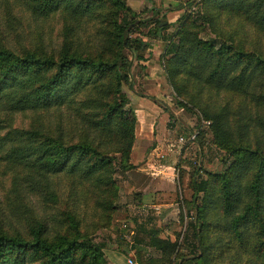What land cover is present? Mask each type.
I'll use <instances>...</instances> for the list:
<instances>
[{"label":"trees","instance_id":"trees-1","mask_svg":"<svg viewBox=\"0 0 264 264\" xmlns=\"http://www.w3.org/2000/svg\"><path fill=\"white\" fill-rule=\"evenodd\" d=\"M203 2L209 11L196 21L187 17L180 26L170 70L174 76L186 74L199 80L205 77L216 88L248 93L252 84L264 80V61L225 43L220 42L218 48L214 42L200 39L198 24L202 18L205 25L212 26L228 11L245 15L249 23L264 30V0ZM24 3L37 18L47 19L59 13L68 21L75 20L70 25H80L83 20L99 24L104 49L97 55H81L66 42L54 56L40 47L18 53L0 44V159L14 171L13 185L18 193L23 188L22 192L40 193L46 201H56L59 191L52 180L69 177L75 180L69 197L82 187L95 193L106 205L104 208L113 211L117 191L112 177L114 162L127 168L136 141V115H128L125 100L121 96V101L117 99L132 66L124 51L134 50L133 43L139 39L132 35L145 24L132 18L137 14L124 0ZM167 29V23H158L155 37ZM150 34L154 37L153 31ZM143 47L144 43L138 48ZM258 103L264 106V93L259 94ZM64 107L73 118L75 115L86 121L78 138H68L63 126L56 132L38 123L29 128L14 127L17 114L60 112ZM230 114L228 108L225 113L207 115L216 144L235 161L226 174L194 185L196 198L201 193L205 197L191 224L192 240L187 242L195 257L188 264H223L220 253L236 243L241 250L226 264H264V148L247 142L252 134L251 116L242 117L237 130L243 135L236 140ZM256 168L254 181L245 187L241 183L244 172ZM66 220L74 227L55 237L42 219L35 220L29 238L5 231L0 223V264H97L102 259L98 245L80 232L76 215H68ZM229 233L234 236L222 247L221 239ZM151 244L171 255L179 250L177 243L161 239L157 232L152 233ZM198 251L201 255L197 256ZM239 255L245 260L235 259Z\"/></svg>","mask_w":264,"mask_h":264},{"label":"rangeland","instance_id":"rangeland-1","mask_svg":"<svg viewBox=\"0 0 264 264\" xmlns=\"http://www.w3.org/2000/svg\"><path fill=\"white\" fill-rule=\"evenodd\" d=\"M124 1L137 14L132 18L145 25H140L132 35L133 39H139L133 43L134 50L124 51L132 66L117 99L121 101V96L125 100V111L136 115L137 126L130 164L123 168L114 162L112 177L117 185L114 210L104 208L106 205L95 193L82 187L69 197L75 188V180L69 177L52 180L59 191L56 201L48 202L40 193L22 192L23 188L18 193L13 185L14 171L0 159V223L5 231L29 238L35 220L42 219L55 237L74 227V223L66 220L74 214L80 232L100 248L102 259L97 264H188L195 257L187 242L192 240L191 224L205 197L201 193L196 198L194 185L226 174L235 161L216 144L213 124L207 115L225 113L230 108L236 140L243 135L237 130L242 117L251 116L252 134L247 142L264 148V106L258 103L259 94L264 93V80L252 84L245 93L216 88L205 77L199 80L200 77L186 74L174 76L169 66L174 57L173 45L179 44L180 26L187 17L196 21L210 8H206L203 0ZM71 20L59 13L47 19L37 18L24 0H0V44L18 53L40 47L57 56L67 42L81 55L102 53L104 43L98 34L99 24L83 20L80 25H70L75 21ZM162 22L167 23L168 29L157 38L156 27ZM198 25L200 39L214 42L218 48L225 43L264 61V30L249 23L245 15L227 11L214 26L205 25L202 18ZM143 43L144 47L138 48ZM70 113L66 107L60 112H25L15 115L13 124L29 128L38 123L55 132L63 126L68 138H78L86 121L75 115L73 118ZM148 124L152 137L145 134ZM256 173L257 168L244 172L241 183L248 187ZM153 232L163 240L177 243L178 252L171 255L155 248L151 244ZM232 236V233L223 235L221 246L231 242ZM231 246L220 253L221 263L233 260L241 250L237 243ZM239 257L245 260L241 255L235 259Z\"/></svg>","mask_w":264,"mask_h":264},{"label":"crops","instance_id":"crops-1","mask_svg":"<svg viewBox=\"0 0 264 264\" xmlns=\"http://www.w3.org/2000/svg\"><path fill=\"white\" fill-rule=\"evenodd\" d=\"M147 104V103H146ZM148 105V104H147ZM149 119H151V117H149ZM149 119H147L148 120V122L150 121ZM148 126L149 127H146V130H145V134L147 135V136H149V137H152V136H150V134H149V132H150V125L148 124ZM138 136V135H137ZM147 141H148V139H147ZM147 141H145V142H147Z\"/></svg>","mask_w":264,"mask_h":264}]
</instances>
